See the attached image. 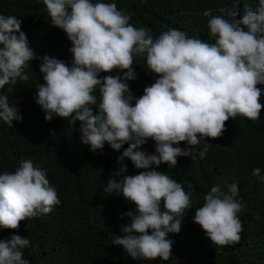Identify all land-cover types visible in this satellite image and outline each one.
Returning <instances> with one entry per match:
<instances>
[{
  "label": "clouds",
  "instance_id": "clouds-1",
  "mask_svg": "<svg viewBox=\"0 0 264 264\" xmlns=\"http://www.w3.org/2000/svg\"><path fill=\"white\" fill-rule=\"evenodd\" d=\"M43 3L51 24L64 30L71 41L73 61L69 66L63 60L43 57L40 72L45 83L39 84L35 102L45 112L46 121L54 114L70 117L72 125L78 120L81 141L93 152L102 150L105 142L114 150L129 145L117 158L120 167L103 189L122 193L136 205L134 211L125 213L131 220L123 227L127 235L112 242L122 245L135 259L159 257L167 261L174 243L169 234L181 230L177 217L183 218L191 208V198L180 183L151 166L163 162L174 168L178 156L195 160V146L208 137L222 136L230 117L260 118L264 105L257 85L264 84V0H258L255 10L245 6L240 19L236 18L238 3L217 9L228 18L213 16V9L201 10L202 17H210L207 28L214 43L189 37L175 28L154 38L149 29L130 24V17L115 3ZM21 24L15 16L0 14V89L29 79L24 69L34 53ZM134 56L144 58L146 68L158 75L139 98L125 82L137 78L132 67ZM114 69L121 70L122 75L99 76ZM97 87L99 103L93 94ZM92 105L97 106L95 112ZM0 120L9 126L14 120H23L3 94ZM149 138L155 142L152 154L138 150ZM183 141L193 147L173 146ZM208 150L205 143L199 157L203 159ZM126 157L144 171L127 174ZM46 175V170L31 159L23 160L14 172L0 174V227L16 229L20 221L47 214L60 204L57 190ZM252 175L260 177V169H254ZM238 192L235 183L227 193L214 186L204 196L203 206L196 208L194 222L216 245L241 239ZM29 243L16 234L0 240V264H29L21 251Z\"/></svg>",
  "mask_w": 264,
  "mask_h": 264
},
{
  "label": "trees",
  "instance_id": "trees-1",
  "mask_svg": "<svg viewBox=\"0 0 264 264\" xmlns=\"http://www.w3.org/2000/svg\"><path fill=\"white\" fill-rule=\"evenodd\" d=\"M93 3H115L130 17L136 28H147L157 37L169 28L184 31L189 37L214 43L207 28L210 17H202L201 10L213 9V16L227 17L217 9L231 8L238 3L237 19L245 6L255 10L258 0H92ZM0 14L15 16L22 21L21 31L26 34L34 58L28 61L24 73L27 81L6 84L0 94L8 96L9 106L17 107L22 121L12 126L0 120V174L14 172L25 159L46 170V178L57 190L60 204L51 212L26 218L16 229L0 227V240L16 234L29 240L21 249L29 264H264V108L260 118L250 120L243 116L229 118L226 130L218 138H206L195 146L196 159L178 156L174 168L167 163L157 171L168 174L190 193L191 208L181 219L178 233H170L174 241L172 254L167 261L135 259L122 245L114 244L116 237L126 236L123 227L131 220L125 215L136 205L122 193H106L104 188L112 174L120 167L117 158L129 147L125 143L114 150L105 142L102 150L93 152L90 145L81 141L80 122L70 124L69 118L53 115L44 119L45 112L35 102L39 84H44L40 66L43 57H54L71 66L72 47L64 30L51 24L43 0H0ZM18 35V33H17ZM2 47V45H0ZM137 78L126 80L134 97L143 95L158 75L146 68L144 58L134 56L133 65ZM122 75L121 70L101 72L99 76ZM260 103L264 105V84ZM11 89V91H9ZM99 103V88L93 93ZM135 100L132 101L134 105ZM93 111L97 110L92 105ZM207 143L209 150L201 159L199 152ZM174 147H193L186 141ZM138 150L149 154L155 151V142L149 138ZM127 174L135 175L137 169L129 158H124ZM260 169V177L253 176ZM237 184L242 210L237 214L243 230L239 242L225 246L212 243L201 226L194 222L196 208L203 206L204 196L214 186L227 193L231 184ZM161 210H164L161 202ZM149 234L151 230L149 229Z\"/></svg>",
  "mask_w": 264,
  "mask_h": 264
}]
</instances>
